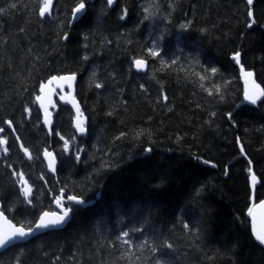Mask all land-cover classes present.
Masks as SVG:
<instances>
[{
    "label": "trees",
    "instance_id": "16d2710c",
    "mask_svg": "<svg viewBox=\"0 0 264 264\" xmlns=\"http://www.w3.org/2000/svg\"><path fill=\"white\" fill-rule=\"evenodd\" d=\"M75 3L55 0L52 15L41 18L38 0H0V136L9 149L0 151V200L13 209L8 218L26 227L56 210L61 189L73 208L64 229L0 253V264H15L16 256L21 264H264L248 216L249 168L259 181L256 203L264 200V103L243 104L240 66L232 59L239 52L264 88V0L251 7V28L245 0H119L113 9L86 0V14L73 24ZM136 58L147 60L146 70L135 69ZM66 73L79 77L84 137L59 99L50 136L34 102L42 82ZM141 129L145 136L133 139ZM122 131L128 135L115 139ZM44 149L58 157L56 176ZM13 169L33 186V206L18 195ZM67 196L95 204L76 205ZM122 231L130 232L131 247L117 240Z\"/></svg>",
    "mask_w": 264,
    "mask_h": 264
},
{
    "label": "snow or ice",
    "instance_id": "6c2138e0",
    "mask_svg": "<svg viewBox=\"0 0 264 264\" xmlns=\"http://www.w3.org/2000/svg\"><path fill=\"white\" fill-rule=\"evenodd\" d=\"M115 0H106V5L108 7H111L114 4ZM254 0H246V4L249 6V10L247 12V16L250 20L248 23V27L251 28L253 24L256 23L254 19V13L252 11L251 6L253 5ZM12 7H15V5H12ZM54 7V0H38V15L41 18H45L47 16L52 15ZM87 9V3L86 0H76V3L72 9V19H79L81 16L86 14ZM145 12H148V9H144ZM5 9L0 7V13H4ZM127 15V10L125 9L123 11V14L121 15L120 19H124ZM145 19H149V16L146 15L144 17ZM21 32L24 31V29L20 30ZM62 39L67 40L68 36L67 34H63L61 36ZM6 43V41H5ZM110 43V41H109ZM87 47V45H85ZM148 55L153 58L160 57L161 53L154 49H148ZM84 60L88 59V56L85 55L83 57ZM232 59L236 62L237 65L240 66V73L245 79V84L249 82V80L252 81L253 89L250 90L248 88H245L243 90L244 100L247 101L249 104L256 105L259 103H264V88H262L259 84L255 83V80L252 79L254 77V73L252 71L246 70L244 65L241 63V54L239 52L234 53ZM175 63V61H173ZM133 66L137 71H143L146 70L148 67V62L144 58H136L133 61ZM211 76H215L218 73V69L215 67H212L207 70ZM93 76L95 77V72L93 73ZM205 77H201V79H204ZM76 80V74L75 73H66V74H60V75H52L50 78L47 79L46 82H42L39 86L40 93H44L45 90L51 94H58L56 88L51 87L53 84H58V87L61 92L64 91V87L67 86L68 89H72L73 83ZM227 84L228 81H225ZM104 84L102 82L95 83L96 88H102ZM216 94L220 96L221 99H223V95L221 94V86L216 85L215 86ZM213 93L210 91L209 95H212ZM67 95L71 96V92L69 91ZM60 99L63 100L65 97L63 95L60 96ZM165 100H167V97H164ZM74 100V98H73ZM40 104V107L44 110V121L43 123L46 126H49V130L51 132V113L49 112L48 108L55 107V104L45 105L43 103V96L37 95L35 97V101ZM199 107V105H197ZM73 107L76 109V124L75 127L77 131L81 134H84L87 131L86 128V118L83 116V113L80 110L78 103H73ZM25 111L31 115V109L25 108ZM171 111V109H169ZM107 115L111 116L113 115V112H108ZM215 115V113H213ZM229 118L231 119V113L228 114ZM5 124L8 125L9 128L13 129V122L11 120L5 121ZM5 131L4 128L0 127V133H3ZM146 130L141 129L136 132L133 139L139 140L142 136H145ZM128 134L125 132H120L118 136L115 137V139L120 140L123 139ZM148 138H151V134L147 133ZM62 140L64 137H60ZM17 140H19V137H17ZM8 140L6 137L0 136V151H2L5 155H7L9 149L7 147ZM21 148L25 154V156L29 159H33L32 153L29 151L28 148L24 147L23 144H21ZM64 149L65 151L69 150V141L65 140L64 142ZM152 149L146 148L145 152H151ZM241 151L243 152V148H241ZM43 156L45 160H47V167L50 171L55 172L56 171V157L54 153L50 152L48 149H44ZM76 161H80V155L79 152H77ZM205 164H209L210 161L204 160ZM215 166V165H213ZM9 168H11V165H8ZM250 174V181H251V187L254 189L257 183V177L254 172H252L251 168L248 169ZM12 177L15 180V186L18 188V195L23 197V201L26 206H33V186L29 183V180L25 178V174L22 171H17L13 169L12 171ZM43 179V176L40 177ZM63 189H61V195L59 197L55 198V202L57 204V207L60 208V212H42L41 215L38 217V219L35 222V227L31 226V222H29V226H25L24 224H14L11 219L8 218L7 215H5L6 211H13L12 208H6L5 203L3 200H0V222H2V226H0V253L7 251L10 248H13L17 245L19 241H26L28 238L35 235V233L38 230H59L62 229L66 224H68L72 219V213L73 208L72 207H65L63 204L64 196H63ZM66 199L68 201L73 202L76 205H85L86 202L83 199H80L77 196H67ZM253 207H250L248 209V216L253 218V227H252V233L253 237L256 242H258L259 245L264 246V230L258 231L255 227V217L253 212ZM259 207L261 209H264V201L259 202ZM185 228L189 227L188 223L184 224ZM132 231H143L142 228L132 229ZM130 232L129 231H122L118 236L117 240L120 241L124 245H129L131 247L132 241L129 238ZM148 241L145 240L143 244H141V247H143L144 244H147ZM162 247H165L167 249H172L173 244L165 242ZM151 251L153 253H156L158 249L156 247H152ZM59 257H57V260ZM15 264H21V260L19 256L15 257ZM155 264H162L161 260H156Z\"/></svg>",
    "mask_w": 264,
    "mask_h": 264
},
{
    "label": "water",
    "instance_id": "95a60500",
    "mask_svg": "<svg viewBox=\"0 0 264 264\" xmlns=\"http://www.w3.org/2000/svg\"><path fill=\"white\" fill-rule=\"evenodd\" d=\"M105 1H106V0H105ZM118 1H119V0H115L114 4H113L110 8H115L116 5L118 4ZM245 1H246V0H245ZM254 1H255V0H254ZM253 4H254V3H253ZM252 6H253V5H252ZM53 8H54V7H53ZM81 18H82V16H81L79 19H75L74 22L79 21ZM252 79H254V77H253ZM242 80H243V83H244V85H245V88H248V89H250V90L253 89V84H252V81H251V80H249V82H248L247 84H245V79H244L243 76H242ZM254 80H255V79H254ZM78 81H79V78H78V76L76 75V80H75L74 83H73V87H72V89H68L67 86L64 87V91H63V93H64V97H65V99L62 100V103L65 104V105H69V106L73 109V111H74V113H75L74 127H75V124H76V116H77V113H76V109L73 107V103H74V102H75V103H78V104H79V107H80V110H81V105H80L78 99L76 98V88H77V85H78ZM255 83H256V82H255ZM51 87L56 88V90H59V91H60V89H59V87H58V84H53ZM66 90H68V91L71 92V96L67 95ZM41 95L43 96V103H44L45 105H50V103H51V104H55V96H56V94H51V95H49V93L47 92V90H45V92H44V93H41ZM73 98H74V100H73ZM258 103H259V102H258ZM243 104H245V105H252V104H249V103H248L247 101H245V100H244V103H243ZM38 105H39V107H40V104H39V103H38ZM40 108H41V107H40ZM52 109H53V107H50V106H49L48 110H49V112L51 113V132H50V130H49V126H46V125L44 124L45 127H46V129L49 131L50 134L52 133V128H53V125H54V118H53ZM41 110L43 111V121H44V118H45L44 110H43L42 108H41ZM81 112H82V110H81ZM75 129H76V127H75ZM76 131H77V129H76ZM77 133H78L80 136H84V135L87 134V131H86L84 134H81V133H79L78 131H77ZM55 157H56V156H55ZM56 161H57V163H56V171H55V172H52V171L49 170L50 172H52V173L55 174V175L57 174V167H58V160H57V158H56ZM46 162H47V160H46ZM252 172H253V170H252ZM258 184H259V181H258V179H257V183H256L255 188H254V189L252 188V196H253V205H255V207L253 208L254 217H255V221H254V222H255V227H256V229H257L258 231H260V230H264V209H261V208L259 207V203L256 204V199H255V198H256V191H257ZM97 197L100 198V194H99ZM94 204H95V202L93 201V202L86 203L85 206H93ZM57 213H59V212H57ZM251 223H252V227H253V218H252V217H251ZM14 224H15V223H14ZM68 224H69V223H68ZM68 224H66L62 229H64ZM0 226H2V222H0ZM59 230H61V229H59ZM49 231H53V230H38V231L35 233L34 236L28 238V240H26V241H19L17 244L27 243V242H29L30 240H32L33 238H35V237H37V236H39V235H41V234L47 233V232H49ZM257 243H258V242H257ZM262 247L264 248V246H262Z\"/></svg>",
    "mask_w": 264,
    "mask_h": 264
},
{
    "label": "bare ground",
    "instance_id": "6f19581e",
    "mask_svg": "<svg viewBox=\"0 0 264 264\" xmlns=\"http://www.w3.org/2000/svg\"><path fill=\"white\" fill-rule=\"evenodd\" d=\"M88 1H89V0H88ZM104 2H105V1H104ZM92 6H93V5H92ZM91 8H93V7H91ZM55 11H56V10H55ZM58 11H59V10H58ZM56 12H57V11H56ZM56 12H55V13H56ZM91 12H93V11H91ZM72 22H73V21H72ZM107 23H109V22H107ZM73 24H75V23H73ZM102 24H103V23H102ZM102 24H101V25H102ZM109 26H110V25H109ZM115 26H116V25H115ZM72 27H73V26H72ZM102 27H103V26H102ZM105 27H107V25H106ZM113 27H114V26H113ZM118 28H119V27H118ZM110 29H111V28H110ZM71 30H72V29H71ZM103 30H104V29H103ZM73 31H74V30H73ZM71 33H72V32H71ZM82 42H83V41H82ZM72 44H73V43H72ZM76 44H77V43H76ZM69 45H70V44H69ZM65 46H66V45H65ZM69 47H70V46H69ZM73 47H74V46H73ZM65 48H66V47H65ZM61 49H62V48H61ZM61 49H60V50H61ZM62 50H63V49H62ZM83 52H84V51H83ZM87 52H88V51H87ZM84 53H85V52H84ZM63 54H66V52H65V53L63 52ZM89 54H90V53H89ZM91 54H92V53H91ZM84 56H85V55H84ZM87 56H88V55H87ZM66 57H67V56H66ZM82 57H83V56H81V58H82ZM88 57H89V56H88ZM67 58H68V57H67ZM89 58H90V57H89ZM66 60H67V59H66ZM75 60H76V59H75ZM82 60H83V58H82ZM87 60H89V59H87ZM83 61H85V60H83ZM92 61H93V60H92ZM92 61H91V62H92ZM73 62H74V61H73ZM75 62H76V61H75ZM85 62H86V61H85ZM87 62H88V61H87ZM70 63H71V62H70ZM70 63H69V64H70ZM72 64H73V63H72ZM78 64H79V63H78ZM78 64L76 63L75 65L77 66ZM66 65H67V64H66ZM63 66L65 67V65H63ZM69 66H70V65H69ZM74 67H75V66H74ZM68 68H69V67H68ZM66 69H67V68H66ZM74 69H75V68H74ZM76 69H77V68H76ZM140 215H141V214H140Z\"/></svg>",
    "mask_w": 264,
    "mask_h": 264
}]
</instances>
